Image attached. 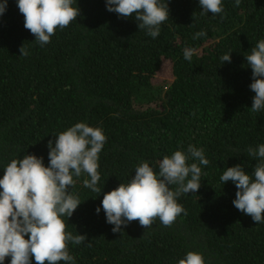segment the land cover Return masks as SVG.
Returning <instances> with one entry per match:
<instances>
[{"label": "trees", "instance_id": "16d2710c", "mask_svg": "<svg viewBox=\"0 0 264 264\" xmlns=\"http://www.w3.org/2000/svg\"><path fill=\"white\" fill-rule=\"evenodd\" d=\"M76 4L77 20L43 46L25 29L17 0H7L0 15V178L24 155L47 166L48 141L54 146L55 136L83 122L107 139L98 160L101 193L83 186L86 174L74 177L71 193L82 203L62 217L66 232L87 237L68 244L74 264H178L188 252L205 264H264V223L237 210L235 185L220 180L237 164L251 175L257 160L247 149L264 144V110H251L245 59L264 40V0L238 7L222 0L217 15H201L199 0H167L169 19L155 39L134 17L108 12L105 0ZM201 30L206 35L193 39ZM186 48L196 50L190 62ZM229 53L231 62L222 63ZM162 73L167 79L154 83ZM189 145L202 148L209 164L199 165V190L177 200L187 215L170 227L156 218L149 228L132 221L113 232L103 208L95 211L104 193L129 183L142 162L158 172L165 156Z\"/></svg>", "mask_w": 264, "mask_h": 264}, {"label": "clouds", "instance_id": "9594fccd", "mask_svg": "<svg viewBox=\"0 0 264 264\" xmlns=\"http://www.w3.org/2000/svg\"><path fill=\"white\" fill-rule=\"evenodd\" d=\"M239 5L240 0H235V6ZM105 6L118 17H134L137 27L145 29L153 39L159 36L161 25L169 19L167 0H105ZM17 7L24 17L25 29L41 46L51 42L58 28L63 30L80 15L76 0H17ZM199 7L201 15L224 11L222 0H199ZM6 8L7 0H3L0 15ZM205 35L201 30L193 39ZM19 51L20 55H28L23 45ZM195 51L186 48L184 59L190 62ZM245 59L252 72L249 87L255 93L251 110L260 113L264 110V40H260ZM221 60L230 63V53ZM55 137L54 146L52 140L47 144V166L43 157L28 154L13 159L4 168L0 178V264H4L6 257H10V264H32L33 258L35 264L61 261L74 264L69 242L80 245L87 240L86 235L66 232L62 217L70 218L82 203L71 193L74 177L86 174L88 179L83 180V186L98 195L101 193L98 160L107 138L102 129L83 122ZM247 151L257 160L252 174L237 164L226 168L220 180L222 184L231 181L235 185L234 207L259 224L264 223V144L249 147ZM189 160L198 163L189 164ZM208 164L203 149L193 145L188 146L187 152L177 150L170 157L165 156L159 162L158 172L148 162H142L129 183H120L104 193L101 206L95 211L99 214L103 208L113 232H121L122 226L132 221H138L144 229L149 228L156 218L170 227L178 216L187 215L177 200L182 194H195L199 190L202 175L199 165ZM178 264H205V261L201 254L188 252Z\"/></svg>", "mask_w": 264, "mask_h": 264}, {"label": "rangeland", "instance_id": "374dc122", "mask_svg": "<svg viewBox=\"0 0 264 264\" xmlns=\"http://www.w3.org/2000/svg\"><path fill=\"white\" fill-rule=\"evenodd\" d=\"M167 79V75H166V73H162V74H159V76L157 77V78H155L154 80H153V82L155 83H159V84H161V83H163L165 80Z\"/></svg>", "mask_w": 264, "mask_h": 264}]
</instances>
